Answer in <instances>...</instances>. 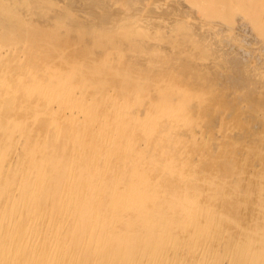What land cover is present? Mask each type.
<instances>
[{"label": "bare ground", "instance_id": "obj_1", "mask_svg": "<svg viewBox=\"0 0 264 264\" xmlns=\"http://www.w3.org/2000/svg\"><path fill=\"white\" fill-rule=\"evenodd\" d=\"M0 264H264V0H0Z\"/></svg>", "mask_w": 264, "mask_h": 264}]
</instances>
